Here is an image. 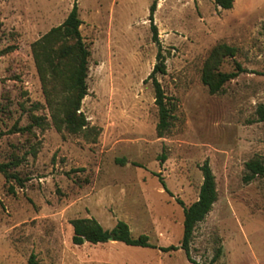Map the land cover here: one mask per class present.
Masks as SVG:
<instances>
[{"label": "rangeland", "instance_id": "374dc122", "mask_svg": "<svg viewBox=\"0 0 264 264\" xmlns=\"http://www.w3.org/2000/svg\"><path fill=\"white\" fill-rule=\"evenodd\" d=\"M156 1L159 46L153 0H0V164L7 166L0 264H28L31 254L35 264H191L183 249L75 245L70 221L95 218L110 229L122 220L134 237L179 245L183 206L198 197L206 159L217 199L194 228L191 258L207 264L219 250L213 264H264V175L242 179L246 161L264 160V121L256 115L264 103V0H233L229 9L214 0ZM74 2L90 51L80 106L88 125L76 134L55 127L62 88L53 81L49 94L43 90L32 52ZM219 44L234 53L218 69L244 71L210 94L201 73ZM159 47L166 71L157 79L174 116L162 137L145 81Z\"/></svg>", "mask_w": 264, "mask_h": 264}, {"label": "trees", "instance_id": "16d2710c", "mask_svg": "<svg viewBox=\"0 0 264 264\" xmlns=\"http://www.w3.org/2000/svg\"><path fill=\"white\" fill-rule=\"evenodd\" d=\"M214 2L223 9H229L233 4V0H214ZM156 5L157 1L153 0L149 8V20L153 41L159 46L157 28L153 24ZM81 23L77 3L74 2L63 22L50 28L32 45L33 58L43 90L49 94L46 89L47 84L53 81L60 83L62 88L59 94V103L55 108V113H53L54 125L58 130L65 129L72 134L83 131L88 125L80 106L82 99L87 95L86 78L90 51L80 32ZM233 53L232 47L219 44L211 50L204 62L201 81L207 86L210 94L220 92L226 82L244 71L239 64L231 72H222L218 69L222 59ZM156 60L145 81L150 79L153 85L154 103L158 112L156 133L158 137H162L172 126L173 103L168 100L157 79V74H164L166 71L165 57L160 47L156 54ZM256 115L258 121H264V103L257 106ZM32 119L36 125H41L39 117L33 116ZM6 167L5 164H0L1 171L6 172ZM200 170L203 180L198 197L188 206H183V236L179 245L156 246L148 241V236L145 234H140L137 237L132 236L128 224L122 220L117 221L112 228L108 229L104 228L95 218H76L70 221L73 228L72 243L81 245L85 242L97 244L119 241L131 246L157 248L163 252L183 249L191 264H200L190 256L193 231L196 224L210 212L217 199L215 177L207 159L200 165ZM263 175L264 160L262 158L254 157L245 162V173L242 177L244 182H250L255 177ZM160 181L166 188L162 178ZM20 183L22 185V182ZM177 201L184 205L181 200L177 199ZM219 256L220 251L217 250L207 264H213ZM34 258V254H31L28 264H35Z\"/></svg>", "mask_w": 264, "mask_h": 264}]
</instances>
